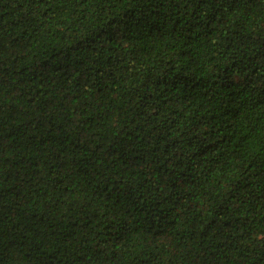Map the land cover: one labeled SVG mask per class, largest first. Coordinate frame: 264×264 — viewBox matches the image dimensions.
<instances>
[{"label": "trees", "instance_id": "1", "mask_svg": "<svg viewBox=\"0 0 264 264\" xmlns=\"http://www.w3.org/2000/svg\"><path fill=\"white\" fill-rule=\"evenodd\" d=\"M0 264H264V0H0Z\"/></svg>", "mask_w": 264, "mask_h": 264}]
</instances>
